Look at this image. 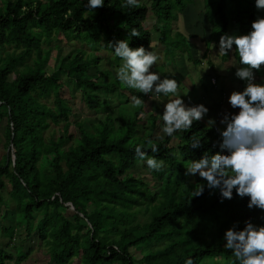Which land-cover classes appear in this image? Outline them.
<instances>
[{
	"label": "trees",
	"instance_id": "16d2710c",
	"mask_svg": "<svg viewBox=\"0 0 264 264\" xmlns=\"http://www.w3.org/2000/svg\"><path fill=\"white\" fill-rule=\"evenodd\" d=\"M125 2L104 0L103 7L91 11L88 0L0 1V123L5 121L8 149L0 160V190L8 189L6 198L0 194V218L8 220L1 232L11 243L14 236L20 240L11 246L14 252L0 248V264L25 261L33 249L24 246L33 234L52 264H186L189 259L192 264H238L224 247V233L233 227L243 230L245 221L264 227V210L249 209V197L240 198L233 189V198L221 203L219 189H208L205 180L192 181L187 174L188 161H198L205 152L228 154L221 152L214 126L194 121L189 130L169 137L162 133L161 115L154 110L147 114L144 105L127 115L118 111L124 120L100 114L109 109L103 99L116 93L126 104L131 96L155 98L120 81L104 82L110 73L98 70L102 57L96 52L115 55L109 43L123 40L131 49L147 51L152 43L145 22L149 13L158 43L166 49L172 35L182 43L196 36L171 27L180 19L192 23L194 0H139V7H124ZM200 2L199 15L204 14L210 26L209 34L202 32L208 44L219 43L225 34L247 35L260 18L255 0ZM194 22V30L202 27ZM133 29L138 37L132 36ZM59 40L79 42L91 53L73 48L57 57L49 72L45 65ZM60 76L78 88L86 106L98 114L89 129L79 124L75 137L68 132L72 111L62 98ZM51 95L52 106L40 102ZM213 107L214 117L207 121L220 113ZM117 121L120 125L115 126ZM51 127H59L60 133L45 136ZM194 137L202 147H190ZM137 146L148 157L162 160V169L150 170L146 159L137 157ZM140 165L148 169L151 182L155 180V191L133 173ZM197 184L205 188L193 197ZM139 215L146 220L140 221Z\"/></svg>",
	"mask_w": 264,
	"mask_h": 264
},
{
	"label": "clouds",
	"instance_id": "9594fccd",
	"mask_svg": "<svg viewBox=\"0 0 264 264\" xmlns=\"http://www.w3.org/2000/svg\"><path fill=\"white\" fill-rule=\"evenodd\" d=\"M103 6L104 0H88L87 9L92 11ZM123 6L139 7V0H126ZM255 7L264 10V0H255ZM251 29L247 35L225 34L219 39L220 56H226L235 46L242 65L237 68L235 76L246 82L242 92L233 91L228 98L229 105L239 109L238 114H224L220 120L224 130L217 129L221 152L228 154L209 156L205 152L198 161H188L187 174L195 176L198 173L207 182L208 189H219L221 203L231 200L235 189L240 198L249 197V209L264 210V84L254 83V71L258 72L264 66V18H257ZM131 34L139 36L135 29ZM109 46L123 61L117 70L121 83L145 95L151 94L150 99L161 94L177 95L179 85L175 79H161L159 74L150 71L159 59L156 52L146 51L143 47L131 49L128 40L109 43ZM132 101L133 106H146L137 96H133ZM207 113L208 109L203 105L189 107L178 97L164 105L162 131L169 137L177 131H187L194 121L203 120ZM215 123L212 119L207 121L209 128ZM190 147H202L201 140L194 137ZM151 151H158L154 144ZM135 152L139 159H146L150 170L162 169L164 162L148 157L141 146H137ZM196 186L193 197L202 195L205 188L203 184ZM224 239V247L233 252L238 264H264V227L245 221L243 230L230 228L224 233ZM186 264H192V260H187Z\"/></svg>",
	"mask_w": 264,
	"mask_h": 264
},
{
	"label": "rangeland",
	"instance_id": "374dc122",
	"mask_svg": "<svg viewBox=\"0 0 264 264\" xmlns=\"http://www.w3.org/2000/svg\"><path fill=\"white\" fill-rule=\"evenodd\" d=\"M42 1H45V0H42ZM194 1H195V3H193L194 6L191 8V14L192 15H190L189 18L192 21V24H194V23L196 24V22H194V20L198 21L197 23H199V22L202 23V27L199 26L198 30H194V29H196V27L192 26V28H194L192 30L189 28V27H191V25L187 26V24H185V22L181 19L177 22H172L171 27H172V29H177L180 31L185 30L186 34H188L189 30H190L192 32L189 34L193 35V34L198 33V35H200L199 37H202L203 36L202 32L205 31L204 25H207V23H205V20L203 19L202 15H199V11H201V9H202L200 0H194ZM227 3H228V1H227ZM255 12L257 13V15L260 16V18H264V10H257V8L255 7ZM203 16H204V14H203ZM151 17H152V15L149 13L147 15L146 20H145L146 26L152 34L151 35L152 43L150 44V47L148 48L147 51L156 52L157 55L159 56V59L152 66L150 71L153 73L159 74L161 79L169 78V79H175L177 81V78L181 76L180 75L181 70L184 69V67L186 65V61L189 60V62L192 63V59L194 58L193 54H192L191 44H194L196 46V48H199V47L203 48L202 42H199L198 37L194 38V39H191V37H188L187 39H185L186 42L182 43V41H179L178 39H176L172 35V36H170V39L172 41L169 42V46H168L170 48L166 49V46H163V45L161 46L158 43L159 34L157 32L156 33L154 32V28L152 26L153 21H152ZM182 19H183V17H182ZM206 32L208 33L209 29H207ZM57 42H58L57 46L55 48L54 47L52 48V50L50 52L49 61L45 65V69L49 72L53 71V67L56 63V60L59 59L57 57L67 56L73 50V48L82 47L88 51L87 54L91 53L89 51V49L87 48V46L82 45L81 43L76 42V41L65 42L63 40H59ZM216 45H217V43H215L214 45H212L211 43L208 44V47H207L208 52L205 53V55H204L205 60L211 62V59H210L211 53L216 48ZM52 46H53V44H52ZM184 52H185V54L183 55ZM96 55H98L99 57H102V60L99 62L98 67H97L98 70L102 71V72L107 71L110 73L109 76L105 77L104 82H106V83H109V82L117 83V82H115V80L119 82V80L117 78V70L122 65L123 61L122 60L118 61V58L116 55H111L103 49L99 52H96ZM182 55L184 58L183 60H182ZM169 57H170V59H169ZM220 57H223V56H220ZM27 62H28V64H31L30 59H28ZM233 64H235V63L227 62L225 64L219 63L218 65L221 66V68H223V70H227L229 68V66L233 65ZM92 67L90 68V71L93 69ZM235 72H236V70H235ZM230 73L232 74V72H230ZM60 79H62L63 86H64L63 91H62V98L68 101V103L71 107V111H72V115L70 117V126L68 129V132H69V134H72L75 137L78 134L79 124H81L82 126H84L87 129H89V126L91 124H93L95 122V120L98 118V114H96L94 111L90 110L86 106V104L83 101L82 93L78 88L73 86V84H71V83L69 84L67 82V80L65 79V77L60 76ZM256 84H260V83H256ZM245 87H246V82L244 81V83L242 82L243 90ZM134 90H136V89H134ZM136 91L139 92L138 90H136ZM179 91H180V88H178V93L176 96H173L172 94H169L168 96H164L163 94H161L158 98L154 97L157 100L154 99L153 101H148V100L144 99L143 101L146 105V106H144L145 112L147 114H149L152 110H154V111L158 112L159 115L162 116L163 111H164V105L167 102L180 97ZM132 97L133 96L130 97V101L128 104L124 103L125 98L121 97L117 93L115 95H113V97L104 98L103 99L104 104L106 106H108L109 109L107 112L103 111L100 114L105 116L107 113H110L113 118L118 117L119 120L120 119L124 120V118L121 115H119L118 111L121 110L122 115H127L129 111L133 112L135 106H133ZM149 97H150V95H149ZM165 98L168 100H165ZM52 100H53V96L51 95L49 98L40 99V102L46 103L49 106H52ZM214 107H216V108H214ZM214 107H213V110H215V112H216V109L218 110V112L220 111L219 107H217V106H214ZM212 112L214 113V111H212ZM238 112H239L238 108L233 109L231 107V113L233 115L238 114ZM147 114L143 115L142 120L139 123V126L137 128V134L138 135H141L143 133V131L141 129L142 127L140 125H144V122L146 121V118H147ZM216 116H218V117H216L214 120L216 122L214 126H216V129H220V131H223L224 125L220 124V120L223 118V115L218 114ZM201 121L204 122V124L206 125L207 128H209L207 125V116L206 115H205L204 119ZM118 125H120V123L117 121V123H115V126H118ZM4 128H5V121H2L0 123V160L2 159V156L4 154H6L8 151V149L5 148ZM209 129H212V127ZM59 130H60L59 127H51V129L46 131L44 133V135L49 136V135L54 134V133L56 135H58L60 133ZM217 134L220 135L218 131H217ZM134 135H136V134H134ZM134 135H131V137ZM160 136L161 135H159V137ZM171 145H176L175 141H173ZM133 173L136 176H139V177H142V178H145L146 180H148L150 182L149 186H150L151 191H155L157 189V185L153 184L155 180L152 179L153 181L151 182V176H150L147 168H143L140 165L138 168H136L134 170ZM190 176H191L192 181L196 178L202 179L201 177H199L198 173L195 176H193V175H190ZM6 190H8V189L6 188ZM6 190L5 191L0 190V194L3 195L5 198L7 197V193H6L7 191ZM139 220L144 221V220H146V218L139 215ZM7 224H8V220L4 221V223H3V221L0 218V248H3L9 252H14V250L12 249L11 246L14 243H18V241H20V240L18 239L17 236H14V239L11 243V242H9V239L7 237L3 236L2 232H1V228H2V225H7ZM20 231H22V230H20ZM28 246H30V248L33 249V252L29 256V258L25 262H22L21 264H51L48 260L46 248L43 246H40V243L37 241V237L35 236V234H33L30 241L25 244L24 249L26 250ZM135 255L140 257L141 251L137 250ZM5 264H9V263L5 262ZM10 264H15V263L11 262ZM71 264H80V262H79V260H74Z\"/></svg>",
	"mask_w": 264,
	"mask_h": 264
},
{
	"label": "crops",
	"instance_id": "0c3cea01",
	"mask_svg": "<svg viewBox=\"0 0 264 264\" xmlns=\"http://www.w3.org/2000/svg\"><path fill=\"white\" fill-rule=\"evenodd\" d=\"M202 17L206 23V18L205 16H203V14ZM189 28L192 30L194 29L192 28V25ZM204 28L205 31H207V29H209L210 26L204 25ZM183 31L181 30V32ZM191 32L192 31L189 30V33ZM184 35L186 36V33ZM199 36L200 35L196 33V36L191 37V39L198 37L199 42H202L203 48L199 47L200 48L199 49L196 48L194 44H191L192 54L194 58L192 59V63L189 62V60H187L184 69L181 70V74H180L181 76L179 77V82H178L180 88L179 95L181 99L184 101L186 106L191 107L196 105H203L204 107H206L208 109V113L206 114L207 118L214 117V115L210 114V112H212L211 109L212 106L219 107L220 109L219 115H223V116L224 114L233 115L231 113V106L228 103V98L233 91L242 92L243 91L242 82L244 83V81L238 79L235 76V70H237L239 66L242 67V65H240L239 63L238 53H235V48H233L231 51L228 52L227 58L225 60H222V57H220V55L218 54L219 43L212 41L211 42L212 45H214L215 43H217V45L216 48L211 53V57H210L211 62H209L205 60V56H204L205 53L208 52L207 38L203 37L202 35H201L202 37ZM184 54L185 52L183 53V55ZM183 55H182V60L184 59ZM227 62H233L235 64L230 65L227 70H223V68H221V66L218 65L219 63L225 64ZM230 72H232V74ZM212 78L216 79L215 84H211ZM254 81L256 83L264 84V66L261 67L260 71L258 72L254 71ZM165 100L168 99L165 98ZM214 130L217 131L216 126H214ZM32 252L33 250H31L27 259L29 258ZM11 262L14 263V261ZM11 262H6V263L10 264Z\"/></svg>",
	"mask_w": 264,
	"mask_h": 264
},
{
	"label": "built area",
	"instance_id": "2783aa9c",
	"mask_svg": "<svg viewBox=\"0 0 264 264\" xmlns=\"http://www.w3.org/2000/svg\"><path fill=\"white\" fill-rule=\"evenodd\" d=\"M211 82L214 84V83H215V80H214V79H212V80H211Z\"/></svg>",
	"mask_w": 264,
	"mask_h": 264
}]
</instances>
